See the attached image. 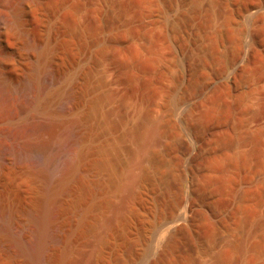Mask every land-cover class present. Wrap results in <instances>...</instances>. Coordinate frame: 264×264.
I'll return each mask as SVG.
<instances>
[{"label": "rangeland", "instance_id": "374dc122", "mask_svg": "<svg viewBox=\"0 0 264 264\" xmlns=\"http://www.w3.org/2000/svg\"><path fill=\"white\" fill-rule=\"evenodd\" d=\"M0 80L13 86L2 141L56 153L85 137L88 179L53 211L73 232L66 264H264V0H0ZM33 92L44 107L24 117ZM70 92L76 112L61 105ZM151 133L131 207L103 235L77 229L84 198L120 202L102 160L131 170ZM6 180L15 210L33 203L34 183Z\"/></svg>", "mask_w": 264, "mask_h": 264}, {"label": "bare ground", "instance_id": "6f19581e", "mask_svg": "<svg viewBox=\"0 0 264 264\" xmlns=\"http://www.w3.org/2000/svg\"><path fill=\"white\" fill-rule=\"evenodd\" d=\"M33 80L36 81V84L39 82L37 77ZM2 81L0 80V82ZM4 87L10 90L13 88L11 84L6 83L3 86L4 92L0 89L1 94L2 92L5 93L6 88L4 89ZM23 88L26 90V86ZM71 93L61 97V105L71 109V112H76L79 105L76 101L77 94H75L76 92L74 95ZM32 96V101H28L29 103L20 109L25 115H23L24 117H29L28 115L34 110H42L44 107L39 94ZM98 107L99 102L94 101L92 108L97 111ZM19 139L12 138V140L2 141L0 138V248L4 250L2 252L3 257H0V264H66L73 257V237L69 239L73 232L71 233L69 228H65L63 222L59 221V217H54L53 211L59 206L66 208L68 206L66 196L73 195L77 188L85 185L88 179V173L85 171V137L75 132L69 133L62 140V146L59 150L57 149L56 153L51 152L49 149L51 146ZM158 140V136L152 134L145 143H139L140 145L134 152L135 161L131 164L133 165L131 170L124 172L118 170L117 155L111 159L104 158L102 160L101 164L107 167L111 173L112 190L121 197L120 202L111 204L106 201L94 202L84 198L75 211L78 219L75 223L77 229L82 230L91 224L93 226L99 225L101 233L98 236L112 229L114 222L122 217L127 208L131 207L132 200L135 198L134 186L137 182H142L144 176L146 177V174L143 175L145 170H143L142 165L146 161L152 160L153 162L155 157V155L154 157L151 156L149 146L158 143ZM39 153L45 154L42 162L37 159ZM137 168H142L138 170L143 171L136 173L135 169ZM7 175L12 178L22 177L35 184V189H33L35 190V197L32 204H19V210H15L18 202L13 194H15L14 190H17V186L15 187L14 183H7L6 186ZM153 180L157 181L158 179L154 178ZM91 189L93 192H101L103 188L97 185L92 186ZM105 204H108L111 214L99 221L90 219L91 212L102 208ZM78 260L80 261V259ZM72 261L77 262L74 257Z\"/></svg>", "mask_w": 264, "mask_h": 264}]
</instances>
